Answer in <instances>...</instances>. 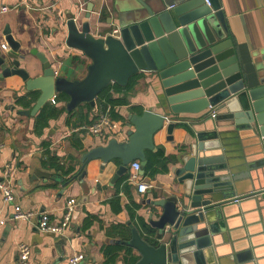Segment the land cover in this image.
<instances>
[{
	"label": "crops",
	"instance_id": "crops-1",
	"mask_svg": "<svg viewBox=\"0 0 264 264\" xmlns=\"http://www.w3.org/2000/svg\"><path fill=\"white\" fill-rule=\"evenodd\" d=\"M89 2L92 4L91 33L97 38L115 35L122 8L128 9L127 6L135 4L134 0ZM219 2L226 26L225 39L231 41L242 74L252 83L264 64V0ZM86 4V0H0V46L7 47L5 52L0 49L1 53L5 55L9 50L3 34L9 30L19 44V67L30 79L41 76L43 71L42 64L31 51L44 55L56 73H64L67 80L83 79L90 61L80 52L68 49L64 41L67 19L74 18L78 27L86 22ZM138 75L132 89L125 93L126 105L114 108L116 121L121 123L120 131L99 138L83 128L95 122L108 108L112 118L109 106L101 111L97 103L93 109L82 104L66 112L68 98L58 95L35 116H22L19 112L30 111L36 98L24 93L21 78L15 75L3 78L0 70V176L6 167L11 169L15 196L14 204H4L0 196V222H3L0 224V264H18L20 244L29 247L28 264H68L76 254L84 255L85 264H135L139 260L135 250L115 244V241L130 240L131 227L143 240L156 235L157 230L150 226V221H156L162 210L155 207L154 202L179 193L174 170L181 167L180 150L194 143L191 126L199 124L200 116L210 110L198 115H170L163 128L154 134L155 151L149 156L152 158L158 150L163 151L166 172L158 171L150 177L146 175V166L142 174L141 168L139 171L132 168V162L112 183L120 165L118 160L104 168L99 160H91L81 169L84 153L105 146L112 138L120 143L127 141L126 132L133 129L126 120L129 114L140 115L147 110L165 115L168 109L163 111L158 103L160 82L157 75L152 72ZM51 110H57L58 114L50 117ZM42 115H47L46 123L38 129L40 121L42 126ZM168 122H179L172 130L171 141L166 134ZM228 137L224 139L226 159H238L245 170L252 164L249 172L254 181L245 179L240 184V194L223 201L222 214L228 219L220 234L214 236L216 261L217 264H264V199L261 198L264 189H258L264 187V166L259 159L261 166L253 167L256 158L247 140ZM174 157L177 162H172ZM37 170L50 173L52 178L60 173L63 183L51 178L33 180ZM135 173L137 179L133 180ZM139 183L147 186L143 194L137 192ZM70 199L76 201V206L61 235L67 242L57 252L51 234L41 233L37 226L42 213L48 214L52 223H58ZM14 206L31 216L27 220H14Z\"/></svg>",
	"mask_w": 264,
	"mask_h": 264
},
{
	"label": "water",
	"instance_id": "water-1",
	"mask_svg": "<svg viewBox=\"0 0 264 264\" xmlns=\"http://www.w3.org/2000/svg\"><path fill=\"white\" fill-rule=\"evenodd\" d=\"M134 1L119 13L115 35L97 38L91 33L89 0L86 22L78 27L74 18L67 19L65 46L90 61L83 79L67 80L64 73H56L44 55L34 51L30 53L40 61L43 71L41 76L30 79L19 67V44L9 30L3 32L9 50L5 55L0 51L1 76L21 78L24 93L31 98L35 95L36 101L30 111L19 114L35 116L58 95L68 98L66 112L82 104L93 109L98 95L108 86L125 87L132 76L155 73L160 82L158 103L168 112L160 115L145 110L140 115L129 114L126 120L133 129L126 132V142L112 138L105 146L81 157V169L91 160H99L102 168L118 160L120 165L112 183L135 161L140 163L143 174L146 152L155 151L153 136L170 115H198L210 110L200 116L199 124L191 126L194 143L180 150L181 167L174 170L179 193L154 202L162 210L156 221H150L156 235L143 240L130 226L131 239L115 244L135 250L139 257L135 264H217L214 236L220 234L228 219L222 214L223 201L240 194L238 190L245 179L254 181L249 172L252 164L245 170L238 159H226L224 139L243 137L256 158L253 167L264 166V64L257 80L249 83L231 41L225 39L219 0H207L208 5L204 0ZM178 124L168 122V141ZM173 159L177 162V158ZM34 178L63 183L60 173L52 178L50 173L37 170ZM261 198L264 199V190ZM51 237L60 252L67 239L53 234Z\"/></svg>",
	"mask_w": 264,
	"mask_h": 264
},
{
	"label": "built area",
	"instance_id": "built-area-1",
	"mask_svg": "<svg viewBox=\"0 0 264 264\" xmlns=\"http://www.w3.org/2000/svg\"><path fill=\"white\" fill-rule=\"evenodd\" d=\"M205 4L208 5V1L204 0ZM0 49L2 51H6L7 47L5 45H1ZM52 100H55L52 99ZM85 129L90 135L96 136L99 138H105L107 133L110 134H117L118 131L121 129V123L113 120L109 114V108L104 112L100 113V116L97 118L95 122L91 125L83 128ZM132 168L135 171H139L140 166L138 162L132 163ZM132 179L136 180L137 175L136 173L132 175ZM12 171L9 167H6L0 176V196L1 200L4 204H14L15 196L12 191ZM147 190V186L143 183H139L137 185V192L140 194L145 193ZM76 206V201L74 199H70L66 202L65 207L63 209L61 218L58 223H52L49 219L48 214L42 213L39 218L38 222V230L43 234H53L56 236H61L65 229L68 227L70 219L72 217V213ZM13 219L14 220H27L31 214H24L21 212L18 206H14L13 209ZM2 225L3 222H0ZM30 256L29 247L20 244L17 249V263L18 264H28ZM68 264H85L84 263V255L83 254H76L72 256L68 260Z\"/></svg>",
	"mask_w": 264,
	"mask_h": 264
},
{
	"label": "trees",
	"instance_id": "trees-1",
	"mask_svg": "<svg viewBox=\"0 0 264 264\" xmlns=\"http://www.w3.org/2000/svg\"><path fill=\"white\" fill-rule=\"evenodd\" d=\"M136 78H137V75L132 76L129 79L128 84L125 87H121V86H118L116 84H113V85L108 86L106 89H104L98 95L96 102H95L99 106V109L101 111H104L109 106L112 118L117 120L118 117H117L116 113L114 112V108L126 105L125 93L129 92L132 89V86H133ZM113 94H114V96H113ZM60 96H61L60 98H63L64 95H60ZM34 97L36 98L35 95H34ZM18 102L22 103V100L19 99ZM86 106L88 108H90L87 104H86ZM49 114H50V117H55L58 114V111L57 110H51L49 112ZM40 118H41L40 120H42V126H41V121H40V124L37 125L38 129L42 128L45 125L46 122L44 120L47 118V115L46 116L42 115V117H40ZM149 153H151V151H149L147 153L148 160H147V165H146V170H147L146 175L152 177L158 171L166 172L167 171V165L165 163L163 151L158 150L157 152L152 154L153 155L152 158H150ZM147 155H146V157H147ZM171 160H172V162L174 161L173 158ZM167 161H168V159H167ZM143 226H144V224H143Z\"/></svg>",
	"mask_w": 264,
	"mask_h": 264
}]
</instances>
